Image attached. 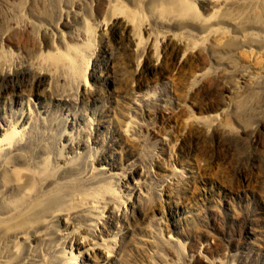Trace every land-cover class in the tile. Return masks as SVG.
<instances>
[{"label": "rangeland", "instance_id": "rangeland-1", "mask_svg": "<svg viewBox=\"0 0 264 264\" xmlns=\"http://www.w3.org/2000/svg\"><path fill=\"white\" fill-rule=\"evenodd\" d=\"M1 85L0 264H264V0H0Z\"/></svg>", "mask_w": 264, "mask_h": 264}, {"label": "bare ground", "instance_id": "bare-ground-1", "mask_svg": "<svg viewBox=\"0 0 264 264\" xmlns=\"http://www.w3.org/2000/svg\"><path fill=\"white\" fill-rule=\"evenodd\" d=\"M208 1H210V0H208ZM116 21H118V20H116ZM116 21H115L116 26L114 25V23H110L109 25H107V31H110L112 34H118L119 33L118 31L120 30V27L117 26L118 22H116ZM193 21H195L197 25H199V26H201L203 28V27H206L209 24L210 19H208V18H200L199 16H196V17H194ZM122 36L126 37L128 45L133 47V41L130 39L129 34H126V35L122 34ZM179 66L182 67V63H180ZM139 69H140L139 70V73H140L141 67H139ZM150 70H151L152 73L157 72V74H158V67H152ZM110 72L105 73V75L102 74V77L105 79V83H107V85H110V82H111L110 78L114 77V76H110ZM159 74L161 75V77H164L163 76V70H161L159 72ZM94 75L95 74L93 72L91 77L93 78V81H94V84H95L96 81L94 80V77H95ZM33 82L35 84H34V86L33 85H31V86L34 88V93L38 95V97H37L38 101L41 102L42 100L44 101V99L47 100L48 95H49L50 92H49V90L47 88V84L45 83V77L42 76V75H37V76H35ZM16 87H17V90H18V89L22 88L23 86L22 85H17ZM14 88L15 87H12V90ZM10 89H11L10 87H7V86L4 87L3 85H1L0 86V95H2L3 93H8ZM20 93L23 94L22 91ZM21 94L18 93L17 95L21 97ZM97 96H100V93H92V94H90L87 97V90L85 89V92L82 94V101H85V100L92 101L91 99H93L94 102H95ZM17 130L18 129H15V130L11 131L8 134L9 138L17 137L20 134V131H17ZM3 131L4 130L2 128H0V134H2ZM5 135H2V136H5ZM6 140H7V138L0 139V148L4 147L6 145V143H7ZM119 142L120 141H118L117 139L111 138L106 143V145H104L105 147L103 149V155L107 158L106 162H105L106 165L112 166L117 161V157L113 156V154L116 151V149H118ZM242 174H243V172H242ZM245 176L243 174V177H241L243 180L241 179V181L244 182V183H249L250 179L246 178ZM229 192L231 194H233L232 191H229ZM34 207H35V209L36 208L39 209L40 207L41 208H46V201H42L41 203L35 205ZM15 224H16V222H15ZM245 237H247V236H245ZM102 259H104V258L102 257ZM90 263H92L91 260H90ZM107 264H109V259L107 261Z\"/></svg>", "mask_w": 264, "mask_h": 264}]
</instances>
